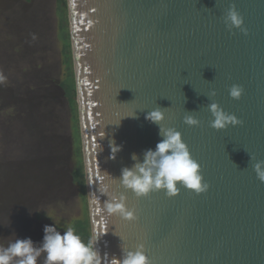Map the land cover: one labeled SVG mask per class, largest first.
Instances as JSON below:
<instances>
[{
  "label": "water",
  "instance_id": "obj_1",
  "mask_svg": "<svg viewBox=\"0 0 264 264\" xmlns=\"http://www.w3.org/2000/svg\"><path fill=\"white\" fill-rule=\"evenodd\" d=\"M232 3L247 34L223 22ZM67 6L92 241L102 264H119L123 249L141 244L152 264H264V183L250 162V155L264 160V0ZM234 84L244 88L240 100L229 95ZM211 102L243 126L211 128ZM157 107L166 115L162 127L180 131L201 164L207 192L181 187L175 198L137 199L114 179L133 165V153L142 160L162 139L145 119ZM188 112L198 127L184 123ZM114 146L122 149L115 159ZM105 186L125 196L137 221L106 214Z\"/></svg>",
  "mask_w": 264,
  "mask_h": 264
},
{
  "label": "rangeland",
  "instance_id": "obj_2",
  "mask_svg": "<svg viewBox=\"0 0 264 264\" xmlns=\"http://www.w3.org/2000/svg\"><path fill=\"white\" fill-rule=\"evenodd\" d=\"M63 5L60 0H0L3 247L17 238L39 244L45 225L55 224L63 233L74 229L75 221L90 224L86 180L82 188L74 177L79 160L85 172L78 104L71 108L63 88L69 73ZM71 62L74 69L73 57Z\"/></svg>",
  "mask_w": 264,
  "mask_h": 264
},
{
  "label": "clouds",
  "instance_id": "obj_3",
  "mask_svg": "<svg viewBox=\"0 0 264 264\" xmlns=\"http://www.w3.org/2000/svg\"><path fill=\"white\" fill-rule=\"evenodd\" d=\"M223 22L229 31L235 29L247 34V30L243 27L244 18L234 3L226 9ZM229 95L234 100H240L244 95V88L234 84L229 89ZM215 96L216 92L212 90L207 97L210 100ZM207 108L213 117L210 127L214 130L226 131L229 127L243 126V121L225 112L218 103L211 102L207 104ZM188 113L184 116V123L189 127H198L200 121L191 115L192 112ZM145 119L159 127V135L162 139L156 144L155 149L150 148L143 152L142 160L133 153L131 157L134 161L133 165L122 168L120 177L114 179L119 181L126 192L133 193L137 199L148 198L153 193L161 192L170 199L175 198L179 195L181 187L197 195L207 192L210 185L205 182L202 166L191 155L182 133L175 128L162 127L166 119L164 110L157 107L149 112ZM114 149L115 155H113ZM121 150L120 147H112V158L115 159L116 154ZM253 161V170L258 180L264 183V160H256L250 155V162ZM101 191L109 197L104 204V211L108 216H119L128 222L139 219L135 209L127 206L124 195L109 193L107 186ZM42 254V264H102L103 261L93 241L85 243L72 228L62 233L54 224L44 226V237L39 244L31 238H17L6 247L0 246V264H39ZM118 262L119 264H152L143 244L134 250L123 249L122 259Z\"/></svg>",
  "mask_w": 264,
  "mask_h": 264
},
{
  "label": "trees",
  "instance_id": "obj_4",
  "mask_svg": "<svg viewBox=\"0 0 264 264\" xmlns=\"http://www.w3.org/2000/svg\"><path fill=\"white\" fill-rule=\"evenodd\" d=\"M61 3H63L64 5L67 4L65 2V0H60ZM61 6L62 10H64L65 12H63L62 14V25H61V31H64V37H65V46H66V53H65V58H66V65H67V70H68V74L66 76V81L63 83V88L64 91L67 95V98L69 99L70 102V106L73 110H76V106H77V92H76V81H75V74H74V69H73V64L71 62L72 59V52H71V41H70V32L68 31L67 25H68V20H67V14H66V10L65 7ZM77 128V127H76ZM77 135L78 137L79 135V131L77 128ZM81 152L80 150V140H79V145H78V150H77V154L79 155V153ZM74 177L76 182L81 185L82 188L85 187V172L83 169V164L81 162V160H79L78 164H77V168L75 169L74 172ZM72 228V227H71ZM73 230L74 232L79 235L81 237V239L87 243L90 240L92 241V233H91V228H90V224H89V220L84 219L82 220H78L75 221V224L73 226Z\"/></svg>",
  "mask_w": 264,
  "mask_h": 264
},
{
  "label": "snow or ice",
  "instance_id": "obj_5",
  "mask_svg": "<svg viewBox=\"0 0 264 264\" xmlns=\"http://www.w3.org/2000/svg\"><path fill=\"white\" fill-rule=\"evenodd\" d=\"M138 246H139V245H136V246H135V249H136ZM146 254H147V253H146Z\"/></svg>",
  "mask_w": 264,
  "mask_h": 264
}]
</instances>
